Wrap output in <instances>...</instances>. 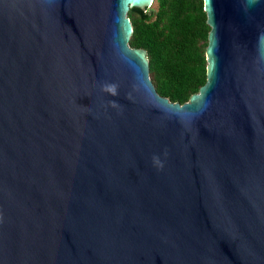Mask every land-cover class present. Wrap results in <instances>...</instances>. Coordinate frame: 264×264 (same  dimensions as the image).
I'll return each mask as SVG.
<instances>
[{"label": "water", "instance_id": "obj_1", "mask_svg": "<svg viewBox=\"0 0 264 264\" xmlns=\"http://www.w3.org/2000/svg\"><path fill=\"white\" fill-rule=\"evenodd\" d=\"M154 1L0 0V264H264V0H204L184 103L129 44Z\"/></svg>", "mask_w": 264, "mask_h": 264}, {"label": "trees", "instance_id": "obj_2", "mask_svg": "<svg viewBox=\"0 0 264 264\" xmlns=\"http://www.w3.org/2000/svg\"><path fill=\"white\" fill-rule=\"evenodd\" d=\"M157 9L131 8L129 44L148 52L157 91L184 103L207 80L206 47L210 26L204 0H155Z\"/></svg>", "mask_w": 264, "mask_h": 264}, {"label": "clouds", "instance_id": "obj_3", "mask_svg": "<svg viewBox=\"0 0 264 264\" xmlns=\"http://www.w3.org/2000/svg\"><path fill=\"white\" fill-rule=\"evenodd\" d=\"M107 91H110L112 94H116V86L115 85H109L106 87ZM155 159V158H154ZM158 162V161H157Z\"/></svg>", "mask_w": 264, "mask_h": 264}, {"label": "rangeland", "instance_id": "obj_4", "mask_svg": "<svg viewBox=\"0 0 264 264\" xmlns=\"http://www.w3.org/2000/svg\"><path fill=\"white\" fill-rule=\"evenodd\" d=\"M151 7H153V8H155V9H157V3H156V1H154L153 2V4H152V6Z\"/></svg>", "mask_w": 264, "mask_h": 264}]
</instances>
